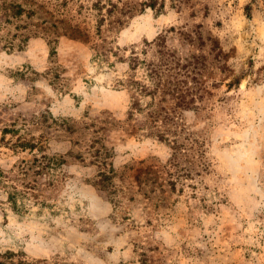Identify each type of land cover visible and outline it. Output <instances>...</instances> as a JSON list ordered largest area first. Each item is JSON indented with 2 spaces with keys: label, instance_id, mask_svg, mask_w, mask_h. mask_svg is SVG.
I'll list each match as a JSON object with an SVG mask.
<instances>
[{
  "label": "rangeland",
  "instance_id": "1",
  "mask_svg": "<svg viewBox=\"0 0 264 264\" xmlns=\"http://www.w3.org/2000/svg\"><path fill=\"white\" fill-rule=\"evenodd\" d=\"M10 1L59 41L55 58L52 32L23 50L0 41V250L35 264H141L142 253L151 264H264V0H153L161 11L152 0H104L101 31V0ZM161 35L194 57L198 109L184 112L177 150L172 133L171 145L140 129L144 114L129 117L130 94L116 85L125 65L95 58L103 39L128 54ZM103 146L116 195L96 185ZM174 152L192 170L184 189L161 179L152 192L143 168ZM43 154L64 161L40 169ZM13 192L29 209L13 208Z\"/></svg>",
  "mask_w": 264,
  "mask_h": 264
},
{
  "label": "trees",
  "instance_id": "2",
  "mask_svg": "<svg viewBox=\"0 0 264 264\" xmlns=\"http://www.w3.org/2000/svg\"><path fill=\"white\" fill-rule=\"evenodd\" d=\"M97 1L95 9L98 11V15L101 18L98 20L97 30L101 31L102 26L107 20V15L103 13L106 8V4ZM147 6L161 11V6H156V3L152 0L145 3ZM114 6V5H112ZM162 7H164L162 5ZM0 10L2 11V19L0 20V31L6 28L9 24H13L14 30L8 28V35L0 33V41L5 39L4 47L8 50L25 49L30 39L34 36L44 35L49 36L47 33H56V30L51 29L46 20H43V25L30 23L27 21L31 19L36 12L32 9H28L24 4L20 2L3 0ZM114 12L113 8L108 10V16ZM26 18V19H25ZM32 26L34 28H32ZM54 27H57V25ZM73 31L79 36L86 35L81 29V26L76 24L73 26ZM56 36V34H55ZM58 37L48 38L47 43L50 46V56L55 58L58 53L57 44ZM110 43L103 39L101 44V51H98L95 58L101 59V66H108L109 68L117 67L119 63L125 65V70L118 73L116 78V85L118 87L126 89L130 94V110L129 117H132L135 112L145 115V123L140 129L147 130L148 136L157 135L160 140L166 141L172 145L171 139L166 134L172 133L173 149L180 148L178 144V128L182 125L184 119V112L187 110H197L196 100V87L189 84L188 79L191 76L192 70H189L187 65H192L193 58H184L176 49L168 46L165 35H161L152 41L144 40L142 46L133 45L130 48L128 54L125 52L121 54L120 47L110 46ZM154 51V56L149 58L150 51ZM111 56H116L117 59L112 60ZM186 61V62H185ZM117 71V69H116ZM53 72V78L56 80L60 78V73L56 71V67L51 69ZM29 147H37L35 142H29ZM175 145V147H174ZM24 146V145H23ZM105 152L101 151V160L99 161L101 169L99 171V177L96 181V185L101 186L103 189L109 190L111 194L116 195L119 192V184L115 181V178L119 175L115 167L108 162V158L111 156V152L103 146ZM96 157H99L96 154ZM178 153L174 152L173 156L169 158V163L162 164V167L157 171L151 170L150 166L143 168V174L147 177L143 180L152 182L155 187L152 192L158 188L160 180L168 181L172 189L176 190L177 186L181 183V189L185 187V182L182 179L187 178L192 170L184 169L183 166L176 159ZM40 169L51 168L54 169L57 165H60L64 159L59 157H50L46 154L41 155V158H37ZM141 163H145L142 161ZM153 166V165H152ZM157 167V166H156ZM153 169V168H152ZM171 174L172 178H165L163 174ZM153 174V178L149 176ZM140 183V179H139ZM27 188H31L28 183L25 185ZM17 192L9 193L8 200L13 205V208L29 209L27 205L19 204L15 197ZM141 264H151L150 259L145 253L141 254ZM0 264H35L29 261L26 257L22 256L19 252L13 250H0ZM55 264H67L56 263Z\"/></svg>",
  "mask_w": 264,
  "mask_h": 264
}]
</instances>
